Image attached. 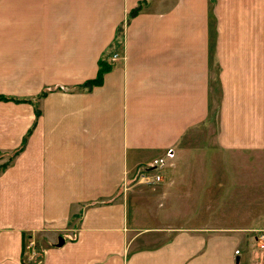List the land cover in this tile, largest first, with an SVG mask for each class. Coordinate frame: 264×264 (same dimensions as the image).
<instances>
[{
  "label": "crops",
  "instance_id": "0c3cea01",
  "mask_svg": "<svg viewBox=\"0 0 264 264\" xmlns=\"http://www.w3.org/2000/svg\"><path fill=\"white\" fill-rule=\"evenodd\" d=\"M253 2L243 0V20ZM215 4L0 0V96L13 98L0 100V155L20 150L0 172V264H34L25 260L31 237L37 264H264L254 250L264 233V111L248 130L253 109L243 108L247 84L262 87L264 49L243 62L217 51ZM100 62L110 66L102 82L79 89ZM216 64L222 106L210 146L200 126L215 112ZM188 138L241 160L206 167L197 156L190 226L183 211L129 217L130 203L146 199L120 192L126 178L171 146L182 173ZM176 180L174 191L162 184L171 208L174 195L191 201L179 191L189 179ZM175 219L182 226L164 228Z\"/></svg>",
  "mask_w": 264,
  "mask_h": 264
},
{
  "label": "rangeland",
  "instance_id": "374dc122",
  "mask_svg": "<svg viewBox=\"0 0 264 264\" xmlns=\"http://www.w3.org/2000/svg\"><path fill=\"white\" fill-rule=\"evenodd\" d=\"M226 1L229 0H215V9L216 10V23H217V43H216V49L219 52H224V51H229V50H236L237 51V57L235 60H239L243 62V56H249L253 50L258 49L259 53H262V49H264V0H254L253 5H249L248 7V18L244 17L243 20V0H234V2L231 4L230 2ZM231 4V5H230ZM230 5V6H229ZM233 15H235V19L233 18ZM246 52V53H245ZM230 53V51H229ZM249 53V54H248ZM117 54V53H113ZM110 57V60L112 59V56ZM118 55V54H117ZM227 56V55H226ZM119 55L116 56V59H118ZM123 57V56H122ZM227 60H229V57H226ZM224 58V60L226 59ZM250 58V57H249ZM114 59L113 61H115ZM220 64H216L214 67V76L215 79L213 80V85L215 86V92H217V95L215 96V112L211 115L210 121L206 122L203 126L201 124V129L205 130V133L203 131V136H206V132L208 133L207 135V141L210 144V146L213 143V132L216 129H219L217 125L219 126V112L220 108L222 106L221 102V97H222V91H221V83H220V74L219 73L220 69ZM243 69V68H242ZM243 73V71H239L238 74ZM262 84L260 86L262 87H257L255 86L256 84L248 83L246 87V91L244 93V99H243V108L246 109L248 107V111H252L253 109V117L249 116V123H246L245 129H250L251 125L254 124V120L257 118L258 113L262 114L264 111V104L261 96V90H264V74L263 78L260 80ZM79 90L78 88H72V91ZM260 92V94H255ZM263 97V95H262ZM214 107V106H213ZM213 111V110H212ZM255 116V117H254ZM252 130V129H250ZM209 133H211L209 135ZM187 141V142H186ZM185 142L188 143L187 145L190 146V149L185 147V151L183 155L187 154L184 161H181V164H185V166H188L187 169H184L182 173H178L177 170V164L179 163V158L177 157V152L175 153V147L171 146L166 148L161 154L156 155L149 161H147L146 164H141L137 166V175L136 177L131 176L126 178L127 182L126 185H123L121 187L120 192H125V193H134L138 192L136 201L139 199H146L145 205H149L148 208L144 207V203L141 201L138 202L136 206H132L130 203L128 207V212H129V217L135 216V218H138L142 215V218L144 220L148 219L145 217V212L143 209H146L149 211L151 214L155 212H164L165 209H168V211H183L178 213L181 217L179 218L180 222L183 224L191 225V207L193 206V194H196L197 190L194 189V186L197 184V181L194 180V183H192V172L196 173L197 171L193 170V167L195 166L197 168V163L198 159L197 156L200 158V163L201 166L207 167L208 161L211 163V161H218V158H222V160H225L227 163L232 164L235 163L239 160H241V154H236L237 156L234 155V153L224 151L225 149L220 148L221 150L217 149H212V148H206L205 150H200L197 149V146L200 145V148L202 147V143L200 144H195L193 141L190 142V138L185 139ZM178 150V149H177ZM8 155H0V166L1 164L5 163L8 159ZM219 155V156H218ZM234 155V156H233ZM240 157V158H238ZM221 160V161H222ZM218 163V162H216ZM150 166H157L156 169H148ZM216 169H213L216 172ZM176 171L177 173H174L173 176L175 175V179L179 180V177L183 176L186 179L189 180H184V183L182 184L180 188V192L184 193V196L190 197L191 201H187L184 197L180 196H172L171 198H174L176 201H173V203L177 206L174 208L169 207V204L172 205V202L169 201V204L166 203V200L161 199L165 198V185L168 187L170 190L174 191L175 190V179L174 177L170 174L172 172ZM134 172V171H133ZM132 172V173H133ZM139 173H144L143 179L138 178ZM233 170L231 168H228L226 170V174L228 175V179L233 180L235 174H233ZM153 177V176H158L160 177L159 180L155 177L157 181H147L145 178L148 177ZM176 180V181H177ZM129 182H133L132 184H128ZM178 188V187H177ZM211 190L210 184L204 183L201 193L206 196L207 191ZM164 191V192H163ZM224 197L226 196L227 192L225 193L224 191L221 192ZM175 194V193H174ZM122 195V194H121ZM207 197V196H206ZM205 197V200H206ZM185 200V201H184ZM204 204L207 208L208 205L207 203ZM135 205V203H134ZM241 205H243V202H237L236 207L239 208ZM143 206V208H142ZM205 208V209H206ZM142 209V211H140ZM222 209V206L220 208V211ZM178 222L176 219L174 220H164V228L166 229H174L177 226H180L181 223ZM149 224V223H148ZM156 225V224H153ZM182 226V225H181ZM32 238V237H31ZM30 239V238H29ZM33 239V238H32ZM34 240V239H33ZM28 241V240H27ZM27 243V242H26ZM27 247V246H26ZM36 247V244H35ZM252 250V249H251ZM254 250L259 252L256 248L254 247ZM28 248L27 251L25 252V259L27 260L28 256ZM40 252V251H39ZM37 253L32 262L34 264L38 263V255H41L40 253ZM262 253V252H260Z\"/></svg>",
  "mask_w": 264,
  "mask_h": 264
},
{
  "label": "trees",
  "instance_id": "16d2710c",
  "mask_svg": "<svg viewBox=\"0 0 264 264\" xmlns=\"http://www.w3.org/2000/svg\"><path fill=\"white\" fill-rule=\"evenodd\" d=\"M140 9V5L135 8V10L132 11V14L133 15L135 12L137 13ZM110 69V66L105 64L104 62H100V66H99V72L96 76L95 79L93 80H90V81H86L84 82L82 85H79L78 88L81 89V88H90L94 85H98L102 82V76L104 73H106L108 70ZM45 94V91L41 92L39 94V96H43ZM13 98H8V97H3V96H0V100H11ZM20 150L12 153L10 156H8V159L5 163L1 164L0 166V172H2L9 164L10 162L12 161V159L19 153Z\"/></svg>",
  "mask_w": 264,
  "mask_h": 264
},
{
  "label": "built area",
  "instance_id": "2783aa9c",
  "mask_svg": "<svg viewBox=\"0 0 264 264\" xmlns=\"http://www.w3.org/2000/svg\"><path fill=\"white\" fill-rule=\"evenodd\" d=\"M116 56H118L117 54L115 55V54H113V56H112V61L114 60V59H116ZM156 167L157 166H150V167H148L147 168V170L150 168V169H156ZM143 176H144V173H139L138 174V178L139 179H143ZM148 177V176H147ZM155 177L159 180V178L160 177H158V176H153V177H148V178H145V180H147V181H157L156 179H155ZM255 244H256V248H257V250L259 251V252H262V253H264V233H261V234H259V235H257L256 236V238H255ZM27 248H28V256H27V260H26V262H30V261H32L33 259H34V257L36 256V254H37V252H36V247H35V241L32 239V238H30V239H28V241H27V247H26V251H27Z\"/></svg>",
  "mask_w": 264,
  "mask_h": 264
},
{
  "label": "water",
  "instance_id": "95a60500",
  "mask_svg": "<svg viewBox=\"0 0 264 264\" xmlns=\"http://www.w3.org/2000/svg\"><path fill=\"white\" fill-rule=\"evenodd\" d=\"M63 244V240L61 238H59V242H58V246Z\"/></svg>",
  "mask_w": 264,
  "mask_h": 264
}]
</instances>
